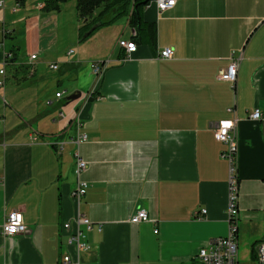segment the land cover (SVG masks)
<instances>
[{
	"label": "crops",
	"instance_id": "crops-1",
	"mask_svg": "<svg viewBox=\"0 0 264 264\" xmlns=\"http://www.w3.org/2000/svg\"><path fill=\"white\" fill-rule=\"evenodd\" d=\"M156 1L143 13L156 25V40L135 38L137 49L125 58L117 42L135 35L127 17L79 41L74 4V33L61 59L51 27L55 11L21 14L16 19L27 51L19 58L6 48L15 28L5 25V6L0 9V40L13 54L0 75V94L31 95L16 107L0 105V224L19 210L27 227L0 237V264H62L65 252L74 257L62 224L77 212L93 223L82 264H202L198 250L228 231V162L214 126L231 118L237 264H257L256 246L264 242V121L249 114L264 112V0H175L163 11ZM3 29L12 33L4 37ZM164 47L173 49L172 58L157 57ZM233 56L240 57L235 87L219 77ZM2 58L0 50V63ZM99 61L107 68L97 79L91 64ZM60 86L81 96L66 103V96L55 95L65 90ZM92 90L101 98L87 100ZM74 114L87 134L79 152L88 188L79 205L72 195L74 147L66 143L59 151L53 145L75 135ZM139 209L149 219L131 223Z\"/></svg>",
	"mask_w": 264,
	"mask_h": 264
},
{
	"label": "built area",
	"instance_id": "built-area-1",
	"mask_svg": "<svg viewBox=\"0 0 264 264\" xmlns=\"http://www.w3.org/2000/svg\"><path fill=\"white\" fill-rule=\"evenodd\" d=\"M157 8L159 11L171 8L175 4V0H157ZM3 7V1L0 0V8ZM118 45L125 49L127 54L135 52L137 45L133 40L119 39ZM0 50L3 51L2 64L0 67V75L4 74L6 66V59L12 56V52H5L3 40L0 41ZM173 55V50L169 47L163 48L158 57L169 59ZM35 55H31L34 58ZM240 57H232L225 70L219 75L221 80L227 81L235 87L237 73L239 68ZM107 67V62H95L92 65L93 74L100 77ZM56 68V66H52ZM2 81H0V86ZM93 93V90H92ZM61 94V93H60ZM56 93V96H60ZM98 98V97H97ZM232 111V108L229 109ZM62 115V113H60ZM250 119L254 121H264V112L259 108H254L250 114ZM75 126V135L68 139L57 140L53 143L57 150H62L64 144L70 143L74 147L73 156L75 158V175L76 185L72 192L77 205L80 204L82 197L85 195L88 183L81 178V174L87 168V162L83 160L80 155L79 147L81 143L87 140V134L82 130V122L75 116L73 119ZM236 118L222 119L214 126L215 139L225 145L221 152V157L228 162V207L227 220L228 232L225 236L209 239L208 242L202 246L197 253V259L202 264H237L238 259V244H237V223L239 217L238 202V182H237V168H236V153L237 146L235 140ZM205 213V210H203ZM147 212L143 209L137 210L130 218L133 223L147 221ZM93 223L85 215L77 212L74 220L65 221L62 224L63 231L66 234L65 245L72 248L74 257L68 252L62 255V264H82L81 254L90 250V244L87 240L86 231L92 228ZM98 230H101L100 226ZM26 231V225L23 220V215L18 210L9 212L0 226V236L9 237L16 234H21ZM255 256L257 264H264V242H260L256 246Z\"/></svg>",
	"mask_w": 264,
	"mask_h": 264
},
{
	"label": "rangeland",
	"instance_id": "rangeland-1",
	"mask_svg": "<svg viewBox=\"0 0 264 264\" xmlns=\"http://www.w3.org/2000/svg\"><path fill=\"white\" fill-rule=\"evenodd\" d=\"M3 1V7H4V9H5V19H4V21H5V25L6 26H8V27H14L15 28V30H13L14 31V33H13V35L11 36V37H8V38H6V40H5V43H6V48H14L15 49V51L17 52V54H18V57L19 58H23L24 57V53L27 51V45H26V43H25V41H23V36L20 34L21 32H22V28H23V25L21 24V20H18L17 21V19L16 18H18L19 17V15H21V14H25V15H31V14H38V13H41L40 11H39V9H41V6H40V3H41V1L42 0H23L24 1V3L23 4H18L16 1L17 0H2ZM76 2H75V0H69V1H67V2H65V3H63V4H61V6H60V9H61V7H63V9L60 11V12H58V11H55L54 13L58 16L57 17V20H56V18L54 19L53 18V20H52V25H51V27H53L54 29V31L55 32H58V40H57V43H56V47L54 46V48H57V50L60 52V53H62L61 55H60V57H58V58H63L64 57V55H65V53H66V51L70 48V46L68 45L67 46V44L69 43V39H70V37L73 35V33H74V27H73V24H74V22H73V20H74V18H73V9H74V4H75ZM39 6H40V8H39ZM2 7V8H3ZM16 9H15V8ZM14 8V9H13ZM1 9V8H0ZM16 11V12H15ZM52 12V11H51ZM46 13V12H45ZM10 32V33H9ZM9 32H7V34H11L12 32L11 31H9ZM6 31H5V29H3V36L4 37H6ZM3 40V39H2ZM2 40H0V41H2ZM4 43V42H3ZM117 44H118V42H117ZM137 45V44H136ZM5 47V46H4ZM122 48V47H121ZM165 48V47H164ZM170 48V47H169ZM71 49H73V48H71ZM124 49V48H123ZM172 49V48H171ZM5 50V52H8V51H6V49H4ZM162 50V49H161ZM160 50V51H161ZM173 50V49H172ZM2 51V50H1ZM160 53V52H159ZM12 54V53H11ZM67 54L68 55H70V54H72V50H69L68 52H67ZM131 54V53H130ZM173 54H174V51H173ZM31 55H35V54H31ZM31 55H30V59L31 60H33V59H35L36 58V55H35V57L34 58H31ZM129 54H127L126 52H125V49H124V58H125V56L127 57ZM159 55V54H158ZM158 57V56H157ZM172 57H173V55H172ZM171 57V58H172ZM12 58H13V54H12V56L10 57V58H8V59H6V66L9 64V62H10V60H12ZM159 58V57H158ZM159 59H163V58H159ZM170 59V58H169ZM61 61H64V59L63 60H61ZM99 62H103V61H99ZM93 63H95V62H93ZM93 63L91 64V70H92V65H93ZM1 64H2V60H1V63H0V67H1ZM56 66V68H52V66ZM6 66H5V68H4V70L6 69ZM50 68L51 69H53V70H57L58 69V65L57 64H51L50 65ZM107 68V67H106ZM105 71V70H104ZM103 71V72H104ZM53 73H56L57 75L60 73L59 71L58 72H53ZM92 73H93V70H92ZM1 77L2 78H4L5 77V71H4V74L3 75H1ZM102 77V75L100 76V77H96L97 79H100ZM3 79H1L0 81H2ZM9 84H10V82H8V86H9ZM2 85H3V82H2ZM1 85V86H2ZM64 86H60L59 88H61V90L62 89H65V90H62V92H56V93H61L60 94V96H56L57 98H60L62 95H64V96H67V95H69L71 92H72V90H71V88H68L67 86L65 87V88H63ZM13 88V87H12ZM59 88H57V89H59ZM1 89V88H0ZM13 91L14 90H12V93L11 92H7V93H4V96H2V92H1V94H0V105L1 104H3L4 103V105H5V103H8L9 105H11L12 107H16L15 105H18V104H21L22 102H24V101H28V100H31V95H28L27 93H19L18 95H16V96H13ZM29 92V91H28ZM54 92H55V88L54 87H52V88H50V90H49V94L51 95V96H54ZM56 93H55V95H56ZM96 92H95V90H93V93H92V91H89L87 94H86V99L87 100H91V99H94V100H98V99H100L101 98V96H99V95H97V94H95ZM80 96H81V93H80ZM79 96V97H80ZM78 97V98H79ZM98 97V98H97ZM60 113H62V112H60ZM60 113H59V115H60ZM60 116H62V115H60ZM75 116H77V115H75L74 114V117L72 118V120L75 118ZM78 117V116H77ZM79 118V117H78ZM81 121V120H80ZM140 210V209H139ZM144 210V209H143ZM13 211V210H12ZM19 211V210H18ZM146 211V210H145ZM11 212V211H10ZM21 212V211H20ZM202 213H203V211H201ZM9 213V212H8ZM8 213H6L5 214V216L8 214ZM22 213V212H21ZM23 215V214H22ZM134 215V214H133ZM132 215V216H133ZM5 216H4V218H5ZM131 216V217H132ZM147 216H148V213H147ZM149 217V216H148ZM4 218H3V221H4ZM149 219V218H148ZM24 220V219H23ZM3 221H2V223H3ZM131 222V221H130ZM141 222H145V221H141ZM2 223L0 224V226L2 225ZM25 223V222H24ZM131 223H133V222H131ZM137 223H139V222H137ZM26 225V224H25ZM99 227V226H98ZM100 228H101V226H100ZM102 230V229H101ZM101 230H99V231H101ZM26 231H27V227H26ZM25 231V232H26ZM156 231V230H155ZM25 232H23V233H25ZM228 232V231H227ZM23 233H21V234H23ZM16 235H19V234H16ZM13 236H15V235H13ZM225 236V235H224ZM0 237H2V236H0ZM9 237H12V236H9ZM9 237H2V238H9ZM219 237H221V236H219ZM216 238V237H215ZM237 244H238V241H237ZM198 253V252H197ZM197 257V256H196ZM62 258V257H61ZM61 261V260H60Z\"/></svg>",
	"mask_w": 264,
	"mask_h": 264
},
{
	"label": "trees",
	"instance_id": "trees-1",
	"mask_svg": "<svg viewBox=\"0 0 264 264\" xmlns=\"http://www.w3.org/2000/svg\"><path fill=\"white\" fill-rule=\"evenodd\" d=\"M69 0H44L41 10L46 12L59 11L61 4ZM151 0H75L80 25L78 27V40L84 41L98 28L113 23L119 17H127L128 23L135 29V38L148 43L156 40V25L144 20L143 13ZM93 26L95 28L89 35L84 34ZM223 144V143H222Z\"/></svg>",
	"mask_w": 264,
	"mask_h": 264
},
{
	"label": "water",
	"instance_id": "water-1",
	"mask_svg": "<svg viewBox=\"0 0 264 264\" xmlns=\"http://www.w3.org/2000/svg\"><path fill=\"white\" fill-rule=\"evenodd\" d=\"M95 28V26H93L89 31H87L84 36H87L90 34V32ZM80 96V92L76 91V92H73L69 95H67L64 99L66 101V103H69L71 101H74L75 99H77L78 97Z\"/></svg>",
	"mask_w": 264,
	"mask_h": 264
}]
</instances>
